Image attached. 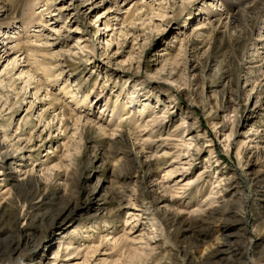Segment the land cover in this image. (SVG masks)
<instances>
[{
	"label": "rangeland",
	"instance_id": "obj_1",
	"mask_svg": "<svg viewBox=\"0 0 264 264\" xmlns=\"http://www.w3.org/2000/svg\"><path fill=\"white\" fill-rule=\"evenodd\" d=\"M239 1L0 0L24 50L0 59V264H264V8L252 29Z\"/></svg>",
	"mask_w": 264,
	"mask_h": 264
},
{
	"label": "bare ground",
	"instance_id": "obj_2",
	"mask_svg": "<svg viewBox=\"0 0 264 264\" xmlns=\"http://www.w3.org/2000/svg\"><path fill=\"white\" fill-rule=\"evenodd\" d=\"M96 0H88L89 3H87L88 5H91V4H94ZM86 4V5H87ZM236 4V3H235ZM239 6V9H240V12H242V18H237V16H235L233 18V22L236 23V22H242V21H248L250 22V26L252 27V29L256 26V24L258 23V20H259V17L260 15L262 14V10L264 8V0H240L239 2H237L236 4V7ZM45 8V7H44ZM22 16L24 15L23 13L21 14ZM241 15V14H240ZM17 16V15H16ZM24 17V16H23ZM14 18L16 19L17 17L14 16ZM11 19V18H9ZM30 19V18H29ZM246 19V20H245ZM1 20V18H0ZM11 21H8L7 24L5 26H3L4 28H9V26L12 25V22L10 23ZM14 22V21H13ZM242 24V23H241ZM1 25V24H0ZM8 25V26H7ZM248 25V24H247ZM2 26H0L1 28ZM248 27V26H247ZM246 27V28H247ZM249 27V28H251ZM251 29V31H252ZM248 33V32H247ZM249 34V33H248ZM1 37V36H0ZM241 38V37H240ZM243 38V36H242ZM248 38V37H247ZM8 39V41H4ZM17 40H19V37H16L14 38L13 36H9V35H5L3 36L2 38H0V48H3L0 50V59H3V58H8L9 55H11L12 53L14 52H18V51H22L24 52V50L21 48V44L19 42H17ZM15 42V43H14ZM241 45V44H240ZM17 61V60H16ZM16 65V64H15ZM70 201V200H69ZM78 202V201H77ZM76 207L75 204H72V203H68L66 205H63V206H60L57 211V216L56 217H45V215H43V217H41V222L44 223L45 225H49L53 220L55 219H58V218H62L66 215H68L67 212H71L72 210H74ZM41 206H38L37 207V210L40 209ZM148 210V209H146ZM216 211V210H215ZM215 211L212 213L214 214ZM49 212V211H48ZM209 212V214H211V211H207ZM132 213V212H131ZM51 214V213H50ZM133 214V213H132ZM3 222L2 219H0V222ZM47 228V226H46ZM1 229H6V228H1ZM40 241H36L33 246H38L40 244ZM13 243V240L11 241ZM10 242V243H11ZM228 242H225L223 241L222 244H226ZM219 245V244H218ZM226 246L228 247H225V248H217L216 251H214V254L215 253H218L220 251H224V249H230V244H227ZM5 250V249H4ZM2 252V251H1ZM3 255H5L3 253ZM212 255V254H210ZM7 260V259H6ZM4 261V260H3ZM225 263V262H224ZM224 263H217L216 261H213L209 264H224Z\"/></svg>",
	"mask_w": 264,
	"mask_h": 264
}]
</instances>
